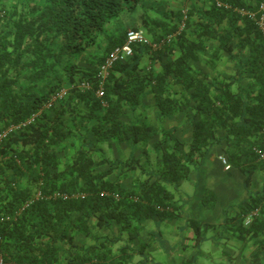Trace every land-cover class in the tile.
Here are the masks:
<instances>
[{
	"label": "trees",
	"instance_id": "16d2710c",
	"mask_svg": "<svg viewBox=\"0 0 264 264\" xmlns=\"http://www.w3.org/2000/svg\"><path fill=\"white\" fill-rule=\"evenodd\" d=\"M208 1L172 20L156 0H0V134L18 127L0 141V264H159L143 222L178 218L169 188L213 149L247 193L221 226L264 264L263 0ZM130 29L172 39L132 45L101 83ZM214 227L188 222L195 242Z\"/></svg>",
	"mask_w": 264,
	"mask_h": 264
},
{
	"label": "crops",
	"instance_id": "0c3cea01",
	"mask_svg": "<svg viewBox=\"0 0 264 264\" xmlns=\"http://www.w3.org/2000/svg\"><path fill=\"white\" fill-rule=\"evenodd\" d=\"M204 3L209 6L208 0H204ZM184 126L179 123L182 130ZM220 158V150L213 149L199 170L191 172L188 179L177 187L169 188L179 210L178 218L161 223L159 241L154 245V250L150 251L156 263L249 264L251 247L244 248L231 232L221 226L225 210L238 206L246 199L247 193L243 189L244 177L238 170L226 169ZM185 182H188L189 187L181 189L182 183ZM253 182L256 186L254 190H260L262 181L257 173ZM208 192L216 196L213 209L205 208L202 203ZM189 221L201 226L215 227L205 231L201 229L202 237L199 242H195L194 231L188 228ZM150 222L153 221H144L143 225L148 229L147 223ZM150 231L156 233V229ZM168 251H171V254H168Z\"/></svg>",
	"mask_w": 264,
	"mask_h": 264
},
{
	"label": "built area",
	"instance_id": "2783aa9c",
	"mask_svg": "<svg viewBox=\"0 0 264 264\" xmlns=\"http://www.w3.org/2000/svg\"><path fill=\"white\" fill-rule=\"evenodd\" d=\"M222 5L220 3H217V7H221ZM260 11L263 12L262 17L260 18V26L263 27V20H264V0L263 3L260 5ZM263 35H264V29L262 28ZM172 39V36H168L165 39L161 40L160 42H153L151 41L144 30L142 29H130L127 31L125 35V39L122 45L116 46L113 48L108 56L106 57L104 63L101 65L97 77L99 78L100 82L102 83L105 77L107 76V73L111 66L116 62L125 61L128 58H130L133 54L132 51V45L135 44H145L148 46L151 50L157 51L161 47H163L165 44L169 43ZM84 87H87L84 85ZM64 94V92L60 93L58 97H61ZM98 96H101V91L97 92ZM28 123V122H27ZM25 124H23L24 126ZM17 126H11L7 128L2 134H0V141L2 138L6 136L7 133L12 132L13 130L17 129ZM260 158L264 160V153L260 155ZM221 164L228 169V165L226 163V160L222 157L220 158Z\"/></svg>",
	"mask_w": 264,
	"mask_h": 264
},
{
	"label": "rangeland",
	"instance_id": "374dc122",
	"mask_svg": "<svg viewBox=\"0 0 264 264\" xmlns=\"http://www.w3.org/2000/svg\"><path fill=\"white\" fill-rule=\"evenodd\" d=\"M218 1V0H213ZM194 2V0H156L157 10L158 11H166L171 16H174L177 12H183L185 11L188 6ZM157 11V12H158ZM157 12L155 13L157 15ZM154 16V13H151ZM158 16V15H157ZM172 20L176 17H171ZM157 19V18H156ZM143 30V29H142ZM164 33L163 28L157 30L158 35H162ZM147 62V57L143 59V63L145 64ZM227 70L232 71L233 69L230 68L229 65H227ZM148 113V112H147ZM185 134V130L184 133ZM104 152L110 159H124L128 155V149H126L124 146H119L118 144L109 147L108 145H103ZM188 186V182L182 183L181 189H184ZM210 215H208L209 219ZM148 230L156 229V231H161L162 224H156L155 222L147 223ZM95 234L97 236H107L109 235V232L106 231H95ZM168 254H171V251L167 252Z\"/></svg>",
	"mask_w": 264,
	"mask_h": 264
},
{
	"label": "clouds",
	"instance_id": "9594fccd",
	"mask_svg": "<svg viewBox=\"0 0 264 264\" xmlns=\"http://www.w3.org/2000/svg\"><path fill=\"white\" fill-rule=\"evenodd\" d=\"M217 3H218V1H216V6H217ZM219 8V7H218Z\"/></svg>",
	"mask_w": 264,
	"mask_h": 264
}]
</instances>
